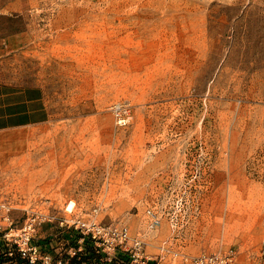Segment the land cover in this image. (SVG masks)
Segmentation results:
<instances>
[{"label": "rangeland", "instance_id": "obj_1", "mask_svg": "<svg viewBox=\"0 0 264 264\" xmlns=\"http://www.w3.org/2000/svg\"><path fill=\"white\" fill-rule=\"evenodd\" d=\"M0 85L49 114L0 131L14 231L79 217L142 259L264 264V0H0Z\"/></svg>", "mask_w": 264, "mask_h": 264}, {"label": "built area", "instance_id": "obj_2", "mask_svg": "<svg viewBox=\"0 0 264 264\" xmlns=\"http://www.w3.org/2000/svg\"><path fill=\"white\" fill-rule=\"evenodd\" d=\"M114 122L117 126H125L129 123L131 116L125 106L117 104L112 107ZM8 208L0 204V235L7 245V256L12 257L17 253L20 259L34 264L38 261L41 264H51V257L44 253L39 244L33 243L32 237L36 226L41 220L37 217L27 219L24 225L17 231L11 228L8 216ZM46 218L43 217L44 221ZM3 222H8L3 226ZM158 220L152 218L148 224L149 229H154ZM59 225L72 232L78 233L82 239H89L105 253L106 258L113 255L115 250L128 252L134 261L140 258L141 241L137 238L131 239L126 229H118L114 226H107L91 220H83L76 217L69 221H61ZM76 252H74L75 254ZM162 263V262H161ZM184 264H240L231 254H202L191 259L184 258Z\"/></svg>", "mask_w": 264, "mask_h": 264}, {"label": "crops", "instance_id": "obj_3", "mask_svg": "<svg viewBox=\"0 0 264 264\" xmlns=\"http://www.w3.org/2000/svg\"><path fill=\"white\" fill-rule=\"evenodd\" d=\"M45 92L40 86H1L0 85V131L12 128H24L40 124L48 120L49 114L44 103ZM39 245L44 253L51 257V264H106L112 256L105 258L104 254L92 255V245L89 239H82L78 233L62 228L60 232L41 233ZM86 242V243H85ZM88 242V243H87ZM4 244L0 235V247ZM95 248V247H94ZM93 248V249H94ZM76 252V256H74ZM126 255V254H125ZM115 257V264H125L128 256ZM130 260V259H129ZM156 261V264H166L145 258L130 260L128 264H146L147 261ZM0 264H29L22 259L5 257ZM34 264H41L40 261Z\"/></svg>", "mask_w": 264, "mask_h": 264}, {"label": "trees", "instance_id": "obj_4", "mask_svg": "<svg viewBox=\"0 0 264 264\" xmlns=\"http://www.w3.org/2000/svg\"><path fill=\"white\" fill-rule=\"evenodd\" d=\"M86 243V242H85ZM88 243V242H87ZM92 244H93V242H92ZM92 247L94 248H91L92 249V255H102V254H104L105 255V253H103L102 251H101V249L100 248H98L97 246H93L92 245ZM126 254V255H125ZM76 256V253L74 254V256L73 257H75ZM116 256H128V258L130 259V260H133L132 259V257H131V255L128 253V252H125V251H121V250H115V252L113 253V255H112V257H111V259L109 260V261H106L105 263L106 264H115L114 262H115V257ZM5 257H7V258H14V259H20V257L18 256V254L17 253H14V255L12 256V257H9V256H7V245L6 244H4L2 247H0V259H2V258H4L5 259ZM117 257V258H118ZM105 258H106V255H105ZM127 260V262H129L130 260ZM134 261V260H133ZM127 262H125V264H128ZM146 264H156V261H147L146 262Z\"/></svg>", "mask_w": 264, "mask_h": 264}]
</instances>
